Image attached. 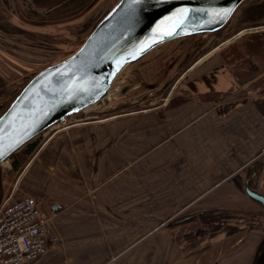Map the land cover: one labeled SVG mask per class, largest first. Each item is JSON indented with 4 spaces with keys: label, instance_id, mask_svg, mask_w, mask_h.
I'll return each mask as SVG.
<instances>
[{
    "label": "crops",
    "instance_id": "0c3cea01",
    "mask_svg": "<svg viewBox=\"0 0 264 264\" xmlns=\"http://www.w3.org/2000/svg\"><path fill=\"white\" fill-rule=\"evenodd\" d=\"M30 1L57 18L70 0ZM89 1L68 14L91 15ZM263 29L203 53L165 99L24 152L10 200L35 197L53 222L33 264L255 263L264 209L247 188L264 196Z\"/></svg>",
    "mask_w": 264,
    "mask_h": 264
},
{
    "label": "water",
    "instance_id": "95a60500",
    "mask_svg": "<svg viewBox=\"0 0 264 264\" xmlns=\"http://www.w3.org/2000/svg\"><path fill=\"white\" fill-rule=\"evenodd\" d=\"M245 1L118 0L74 53L35 73L0 114V166L59 121L102 106L116 79L164 43L220 32ZM247 193L264 209V196Z\"/></svg>",
    "mask_w": 264,
    "mask_h": 264
},
{
    "label": "rangeland",
    "instance_id": "374dc122",
    "mask_svg": "<svg viewBox=\"0 0 264 264\" xmlns=\"http://www.w3.org/2000/svg\"><path fill=\"white\" fill-rule=\"evenodd\" d=\"M78 1L70 0L67 5L60 7L62 16L58 13L56 16L59 17L54 18L48 15L49 11L38 8V5L30 0H0V114L35 73L74 53L87 39L92 26L107 14L118 0H90L84 9L88 11L93 5L95 11H92L91 15L77 16L74 12L71 13L72 16H68L71 15L68 14L70 7H76ZM262 3L264 0H246L218 33L172 40L151 51L116 79L102 106L77 115L80 119L78 123L81 124L92 117L102 120L125 110L142 107L143 103L147 105L145 101L140 102L139 98L150 99L151 91L147 87L149 84L160 88L156 90L158 94L153 99H165L169 87L196 63L203 53L229 41L242 31L250 35L256 29H263L264 13L255 12ZM195 46L198 47L192 49ZM186 51L192 54L186 65L182 69L176 68L175 65L169 70V56L179 53L182 55ZM163 84L165 85L162 87ZM167 84L171 85L168 87ZM128 104L130 106L124 109H110ZM56 129L54 126L34 140L41 143L45 137L56 133ZM24 152H30L27 145L0 166V206L13 194V185L19 178V173L14 172L12 162L16 160L19 164L22 163L25 160Z\"/></svg>",
    "mask_w": 264,
    "mask_h": 264
},
{
    "label": "built area",
    "instance_id": "2783aa9c",
    "mask_svg": "<svg viewBox=\"0 0 264 264\" xmlns=\"http://www.w3.org/2000/svg\"><path fill=\"white\" fill-rule=\"evenodd\" d=\"M78 122L74 117L65 118L55 132ZM52 229V217L43 213L35 197L6 199L0 206V264H33L39 260L49 250Z\"/></svg>",
    "mask_w": 264,
    "mask_h": 264
},
{
    "label": "flooded vegetation",
    "instance_id": "af4514ba",
    "mask_svg": "<svg viewBox=\"0 0 264 264\" xmlns=\"http://www.w3.org/2000/svg\"><path fill=\"white\" fill-rule=\"evenodd\" d=\"M198 46H195L193 47L192 49H195L197 48ZM200 47V46H199ZM181 53H179L178 55L176 56H169L170 58V66H169V70H171L172 68H174V66L176 65V68H179L182 69L186 63L190 60L192 54L190 53V51H186L185 53H183L182 55H180ZM175 68V71L177 70ZM172 77V75L170 76ZM173 78V77H172ZM167 80H170V78H167ZM174 79H172L173 81ZM166 83V82H165ZM172 84V83H171ZM171 84H167L168 87L171 85ZM153 84H149L147 85V87H149L150 91H151V94H150V99L149 100H152L154 98V96H157L158 92L156 90H159L160 88L158 87H154V86H151ZM165 84L162 85V87L164 86ZM144 97V96H142ZM140 102L142 101H147L148 98H139ZM99 112V111H98ZM100 113V112H99ZM93 118V117H92ZM40 144V143H39ZM37 148V147H36ZM35 150V149H34ZM33 150V151H34ZM254 264H264V242L263 244L261 245V247L259 248L258 252H257V256H256V259H255V263Z\"/></svg>",
    "mask_w": 264,
    "mask_h": 264
},
{
    "label": "trees",
    "instance_id": "16d2710c",
    "mask_svg": "<svg viewBox=\"0 0 264 264\" xmlns=\"http://www.w3.org/2000/svg\"><path fill=\"white\" fill-rule=\"evenodd\" d=\"M38 143H39V140H34V141L32 140L31 142H29V143L27 144V150L30 151V152H32L34 149H36ZM12 166H13V169H14V170H18V168H19V163H18L16 160H14V161L12 162Z\"/></svg>",
    "mask_w": 264,
    "mask_h": 264
},
{
    "label": "bare ground",
    "instance_id": "6f19581e",
    "mask_svg": "<svg viewBox=\"0 0 264 264\" xmlns=\"http://www.w3.org/2000/svg\"><path fill=\"white\" fill-rule=\"evenodd\" d=\"M118 78H119V77H118ZM94 107H95V106H94ZM90 108H91V107H90ZM90 108H89L88 110H91Z\"/></svg>",
    "mask_w": 264,
    "mask_h": 264
}]
</instances>
